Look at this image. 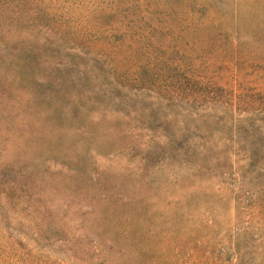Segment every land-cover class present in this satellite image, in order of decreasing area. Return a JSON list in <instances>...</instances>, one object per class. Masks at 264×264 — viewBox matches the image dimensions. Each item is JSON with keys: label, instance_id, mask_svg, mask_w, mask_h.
Wrapping results in <instances>:
<instances>
[{"label": "rangeland", "instance_id": "obj_1", "mask_svg": "<svg viewBox=\"0 0 264 264\" xmlns=\"http://www.w3.org/2000/svg\"><path fill=\"white\" fill-rule=\"evenodd\" d=\"M0 264H264V0H0Z\"/></svg>", "mask_w": 264, "mask_h": 264}]
</instances>
